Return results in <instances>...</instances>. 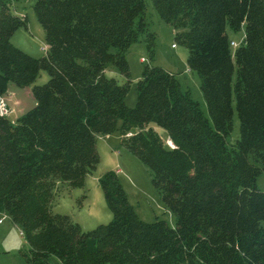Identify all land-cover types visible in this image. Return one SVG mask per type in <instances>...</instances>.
I'll use <instances>...</instances> for the list:
<instances>
[{
	"label": "trees",
	"instance_id": "1",
	"mask_svg": "<svg viewBox=\"0 0 264 264\" xmlns=\"http://www.w3.org/2000/svg\"><path fill=\"white\" fill-rule=\"evenodd\" d=\"M151 2L186 46L210 119L157 65L144 66L135 106L125 105L130 45L145 41L153 56L146 0H36L47 44L40 58L12 43L28 19L0 0V100L12 84L36 100L15 121L0 115V212L27 239L26 264H264V192L256 187L264 172V0ZM242 27L233 53L226 30ZM109 65L122 83L105 75ZM42 70L50 77L37 85ZM234 109L240 132L228 143ZM115 131L147 167L174 227L144 223L115 171L98 179L113 215L106 225L82 230L54 212L61 188H78L99 164L97 138Z\"/></svg>",
	"mask_w": 264,
	"mask_h": 264
},
{
	"label": "rangeland",
	"instance_id": "2",
	"mask_svg": "<svg viewBox=\"0 0 264 264\" xmlns=\"http://www.w3.org/2000/svg\"><path fill=\"white\" fill-rule=\"evenodd\" d=\"M5 1V0H3ZM12 4V10L16 14L27 16L28 27L19 28L12 36L11 41L25 53L40 58L46 54V35L42 24L39 22L34 4L36 0H6ZM151 0H146L145 20L148 30L154 33L153 56L151 58L147 43L138 41L131 44L126 60L130 71V85L125 96V105L129 108L136 103V82L142 74L145 65H157L175 74L182 90H189L192 99L198 101L206 118L210 119L203 95L200 90V78L196 72L187 67V48L178 43L175 38V29L161 21ZM229 40L236 45H231L234 53L236 47L243 41V27L238 31L227 28ZM143 58V60L141 59ZM107 77H113L122 83L124 77L119 70L109 65L105 70ZM49 73L42 70L35 84L41 85L49 80ZM8 95L5 97L11 110L10 119L15 121L22 113L31 109L36 100L33 98L30 88H22L11 85ZM234 105V103H233ZM120 124V122H119ZM158 133L163 142L167 144L168 134L165 129L153 122L148 124ZM232 133L228 137V143H234L239 137V118L234 109L232 120ZM95 148L99 155V164L91 175H87L81 186L69 187L64 185L56 195L53 210L55 213L68 215L82 230H93L98 225L108 223L112 213L108 209L103 191L98 179L107 171L121 170L116 173L127 195L128 202L133 207L137 216L145 222H153L156 219L164 220L169 226H175L174 216L164 205L160 195L156 192L151 181V174L141 160L121 143L118 131L108 135H100L97 138ZM256 187L264 192V172L259 174ZM0 264H26L24 253L29 249V243L22 230L11 220L7 213L0 212ZM61 264L54 257V263Z\"/></svg>",
	"mask_w": 264,
	"mask_h": 264
},
{
	"label": "built area",
	"instance_id": "3",
	"mask_svg": "<svg viewBox=\"0 0 264 264\" xmlns=\"http://www.w3.org/2000/svg\"><path fill=\"white\" fill-rule=\"evenodd\" d=\"M231 45L235 46L236 44H235L234 42H232ZM142 60H143V59H142ZM10 113H11V110H10V108L8 107L5 98H2V99L0 100V115H2V116H8ZM120 171H121V170L119 169V170H117L116 173H119ZM0 221L2 222L3 220L0 219Z\"/></svg>",
	"mask_w": 264,
	"mask_h": 264
},
{
	"label": "crops",
	"instance_id": "4",
	"mask_svg": "<svg viewBox=\"0 0 264 264\" xmlns=\"http://www.w3.org/2000/svg\"><path fill=\"white\" fill-rule=\"evenodd\" d=\"M141 59H143V58H141ZM169 141V140H168ZM170 142V141H169ZM171 143V142H170ZM0 219H2V218H0Z\"/></svg>",
	"mask_w": 264,
	"mask_h": 264
}]
</instances>
